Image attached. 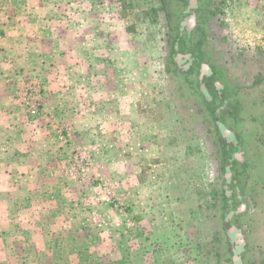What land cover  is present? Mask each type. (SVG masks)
<instances>
[{
	"label": "rangeland",
	"instance_id": "1",
	"mask_svg": "<svg viewBox=\"0 0 264 264\" xmlns=\"http://www.w3.org/2000/svg\"><path fill=\"white\" fill-rule=\"evenodd\" d=\"M185 3L0 0V264H264V0Z\"/></svg>",
	"mask_w": 264,
	"mask_h": 264
},
{
	"label": "trees",
	"instance_id": "2",
	"mask_svg": "<svg viewBox=\"0 0 264 264\" xmlns=\"http://www.w3.org/2000/svg\"><path fill=\"white\" fill-rule=\"evenodd\" d=\"M196 3H197V0H186L185 7L183 10L184 12L182 15H187L190 10L197 9L198 6ZM191 34H192V32L188 31L186 24L184 22H181L179 24V28H178V36H177L178 41L176 42V44L174 46V54H175L174 58L175 59L181 60V59L186 57L183 53L179 52V49L177 48V46L179 44V40L182 37H186L187 39H189ZM194 62H198V60L196 58H194ZM207 81H209V82H207ZM212 81L214 82V79L211 75L207 76V80H204V81L200 80V82H199L200 90L204 93L206 91V89L208 88V85L210 86V84H212ZM217 91H219V89H217ZM214 119L218 122V120L220 119V113H215ZM234 159L238 160V157L234 158L229 154L227 155V160H228L229 164H231L230 162H233ZM227 173H228V171H227ZM232 181L233 180L231 178L226 179L225 183L223 185V188H222L223 209L227 213V214H225V216L223 218V226H224V230L226 231L227 236L229 238H232V235H233L232 233L234 231V228H232V226H231V218H232L231 215L232 214L229 211H231L230 209H231L232 204H233V198H235V197L240 198L238 193L234 194V192L232 190H230V188H229V186H231ZM236 263L239 264L240 261H236Z\"/></svg>",
	"mask_w": 264,
	"mask_h": 264
},
{
	"label": "water",
	"instance_id": "3",
	"mask_svg": "<svg viewBox=\"0 0 264 264\" xmlns=\"http://www.w3.org/2000/svg\"><path fill=\"white\" fill-rule=\"evenodd\" d=\"M194 19V14H192V18H191V20H193Z\"/></svg>",
	"mask_w": 264,
	"mask_h": 264
},
{
	"label": "flooded vegetation",
	"instance_id": "4",
	"mask_svg": "<svg viewBox=\"0 0 264 264\" xmlns=\"http://www.w3.org/2000/svg\"><path fill=\"white\" fill-rule=\"evenodd\" d=\"M203 68H204V70H207L205 66H204ZM207 75H209V74H207ZM201 80H202V79H201Z\"/></svg>",
	"mask_w": 264,
	"mask_h": 264
}]
</instances>
